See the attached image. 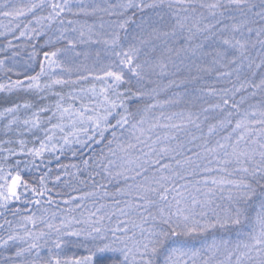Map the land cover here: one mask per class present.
Listing matches in <instances>:
<instances>
[{"label":"snow or ice","instance_id":"1","mask_svg":"<svg viewBox=\"0 0 264 264\" xmlns=\"http://www.w3.org/2000/svg\"><path fill=\"white\" fill-rule=\"evenodd\" d=\"M0 37V264H264V0H0Z\"/></svg>","mask_w":264,"mask_h":264},{"label":"trees","instance_id":"2","mask_svg":"<svg viewBox=\"0 0 264 264\" xmlns=\"http://www.w3.org/2000/svg\"><path fill=\"white\" fill-rule=\"evenodd\" d=\"M4 42H5L4 38L0 37V45H2ZM13 43L20 44V43H22V41L14 40ZM21 53H22V58L24 60H26L27 57H26L25 49H21ZM36 70H38V67L36 68ZM13 78H15V77H13ZM14 99H16V98L15 97H5L4 94H0V109H2L3 107L9 105L12 102V100H14ZM64 162L65 163H69L70 160L68 158H65ZM72 162H75V161H72Z\"/></svg>","mask_w":264,"mask_h":264}]
</instances>
